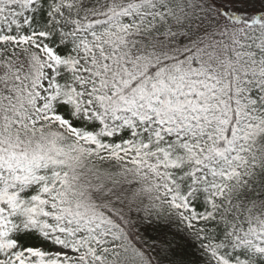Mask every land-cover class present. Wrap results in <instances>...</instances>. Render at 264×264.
I'll use <instances>...</instances> for the list:
<instances>
[{
  "label": "snow or ice",
  "instance_id": "snow-or-ice-1",
  "mask_svg": "<svg viewBox=\"0 0 264 264\" xmlns=\"http://www.w3.org/2000/svg\"><path fill=\"white\" fill-rule=\"evenodd\" d=\"M0 264H264V0H0Z\"/></svg>",
  "mask_w": 264,
  "mask_h": 264
}]
</instances>
